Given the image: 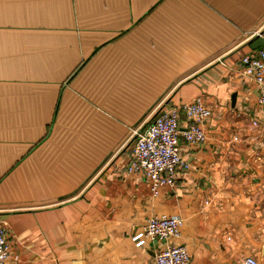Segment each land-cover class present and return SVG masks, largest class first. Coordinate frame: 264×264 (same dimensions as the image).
Returning <instances> with one entry per match:
<instances>
[{
  "label": "crops",
  "instance_id": "1",
  "mask_svg": "<svg viewBox=\"0 0 264 264\" xmlns=\"http://www.w3.org/2000/svg\"><path fill=\"white\" fill-rule=\"evenodd\" d=\"M262 33L264 0H0L7 264H154L132 240L153 215L184 218L167 243L189 264H264V108L240 66ZM195 99L206 139L154 197L137 131Z\"/></svg>",
  "mask_w": 264,
  "mask_h": 264
},
{
  "label": "built area",
  "instance_id": "2",
  "mask_svg": "<svg viewBox=\"0 0 264 264\" xmlns=\"http://www.w3.org/2000/svg\"><path fill=\"white\" fill-rule=\"evenodd\" d=\"M240 66L244 74L258 84V101L264 108V45L255 53L246 54ZM210 115L211 109L200 99L158 109L152 120L137 131L128 171L141 173L149 180L154 197L159 195L161 188L175 186L179 171L190 168L181 152V139L189 144L204 142L203 120ZM183 117L187 120L186 125L182 124ZM184 222L178 215H153L132 240L137 247L150 242L157 245L154 264H189L190 255L185 246L167 243L170 237L181 236ZM9 258L8 231L0 223V264H7ZM245 264H257V261L249 257Z\"/></svg>",
  "mask_w": 264,
  "mask_h": 264
},
{
  "label": "water",
  "instance_id": "3",
  "mask_svg": "<svg viewBox=\"0 0 264 264\" xmlns=\"http://www.w3.org/2000/svg\"><path fill=\"white\" fill-rule=\"evenodd\" d=\"M264 45V38H261V40H259L256 44H254L253 46L254 47H259V46H262Z\"/></svg>",
  "mask_w": 264,
  "mask_h": 264
}]
</instances>
